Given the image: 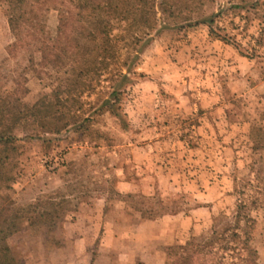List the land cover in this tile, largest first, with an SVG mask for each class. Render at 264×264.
Instances as JSON below:
<instances>
[{"label":"rangeland","instance_id":"374dc122","mask_svg":"<svg viewBox=\"0 0 264 264\" xmlns=\"http://www.w3.org/2000/svg\"><path fill=\"white\" fill-rule=\"evenodd\" d=\"M171 1L175 5L159 12L155 24L170 28L116 30L115 67L98 69V55L85 71L71 64L44 67L31 47L10 54L15 37L8 3L0 0V91L11 92L15 80H22L25 102H56L58 96L72 122L60 132L38 124L15 131L21 138L9 161L15 183L4 194L17 214L38 201L57 213L49 223L30 214L0 228L1 242L19 264H137L143 261L131 236L140 221L189 216L185 241L201 236L232 215L235 183L248 177L254 162L264 193V149L253 150L250 138L253 126L264 127V0ZM62 6L42 2L52 35ZM220 9L216 25L235 44L216 38L207 24L189 26ZM146 34L149 43L136 42ZM116 70L129 81L113 101L114 113L104 101ZM46 157L62 159L50 170ZM128 194L152 197L157 213L143 218L133 205L138 198L123 200ZM88 214L100 216L96 229L86 226ZM252 215L253 241L264 264V200ZM174 245L143 263L167 264V248Z\"/></svg>","mask_w":264,"mask_h":264},{"label":"trees","instance_id":"16d2710c","mask_svg":"<svg viewBox=\"0 0 264 264\" xmlns=\"http://www.w3.org/2000/svg\"><path fill=\"white\" fill-rule=\"evenodd\" d=\"M5 1L8 3V24L15 37L9 46L10 54L19 46L31 47L32 51L40 54V64L44 67L59 68L71 64L85 71H90L93 63L99 59L98 55H103L97 61L98 69L104 71L115 67L116 30L131 33L135 29L151 28L159 33L162 29L170 28L167 24L158 27L155 24L159 12L166 13L175 5L171 0H54L63 6L57 8L59 21L57 30L52 35L47 30L46 17L40 13L44 0ZM223 12L224 9H220L189 23V26L207 24L216 38L235 44L231 36L222 34L219 31L222 28L216 25V19ZM135 40L145 45L151 41V36L146 34L144 38L137 37ZM239 47L242 48L240 45ZM135 58L137 56L126 64L128 70L132 69ZM128 81L127 73L116 70V82L104 101L114 113L113 101H119L121 90ZM27 93L28 88L22 80H15V87L11 92L4 94L0 91V228L11 219L30 214L39 222L49 223L57 217V213L39 207V201L32 203L25 210L26 213L17 214L11 196L4 194L5 191L8 193L12 190L15 183L9 161L17 151V142L21 139L15 133L16 129L38 124L50 131L60 132L72 124L68 115L63 112V103L58 96L56 102L41 98L30 105L24 100ZM250 138L253 150L264 149V127L253 126ZM260 172L256 162L252 163L248 177L235 183L237 203L232 215L222 225L201 236L191 237L182 244L168 247L167 264H261L252 234L256 223L252 212L264 200L263 190L256 184ZM136 198L138 199L133 205L143 218L150 219L157 213L152 197L145 194H128L123 200L133 201ZM161 213L168 211L163 210ZM0 264H19L10 246L3 244L1 239ZM137 264L144 263L139 261Z\"/></svg>","mask_w":264,"mask_h":264},{"label":"crops","instance_id":"0c3cea01","mask_svg":"<svg viewBox=\"0 0 264 264\" xmlns=\"http://www.w3.org/2000/svg\"><path fill=\"white\" fill-rule=\"evenodd\" d=\"M88 215H90V220L86 226L96 229L100 216ZM191 224L192 221L189 216H186L185 219L174 215L164 216L159 220L140 221L131 236L132 244L138 247L137 255L139 256L137 258L143 262L149 261L148 256L157 253L163 247L184 242L189 233L187 227L189 228ZM182 226L186 227L181 228ZM137 258L135 257L134 260Z\"/></svg>","mask_w":264,"mask_h":264},{"label":"built area","instance_id":"2783aa9c","mask_svg":"<svg viewBox=\"0 0 264 264\" xmlns=\"http://www.w3.org/2000/svg\"><path fill=\"white\" fill-rule=\"evenodd\" d=\"M45 163L47 164V168L50 170H54L57 167L58 162L62 159L61 157L57 158H45Z\"/></svg>","mask_w":264,"mask_h":264}]
</instances>
